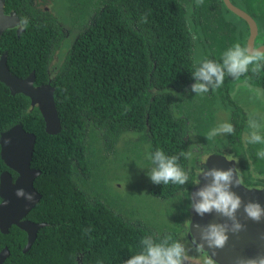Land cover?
Segmentation results:
<instances>
[{"label": "trees", "instance_id": "1", "mask_svg": "<svg viewBox=\"0 0 264 264\" xmlns=\"http://www.w3.org/2000/svg\"><path fill=\"white\" fill-rule=\"evenodd\" d=\"M230 1L256 22L264 43V0ZM35 2L6 0L5 13L27 18L28 26L19 35L16 29L3 32L0 54H6L12 75L33 73L34 86L53 87L60 131L46 134L29 99L11 95L0 83V133L20 124L36 138L30 167L41 172L34 181L41 198L25 219L46 224L25 254V232L11 226L8 234L0 233V251H9L4 264H124L141 251L145 236L185 240L199 154H223L235 161L241 184L264 185V160L256 156L264 145L246 143L249 120L237 104L242 86L264 96V68L253 73L250 66L238 80L225 75L220 88L203 95L191 90L194 64L205 58L222 63L229 47L246 46L247 24L222 0H85L82 15L66 17L68 27L77 22L79 34L53 71L48 65L62 40L60 19ZM225 122L233 125V134L206 138ZM127 145L136 147L132 153L140 152L146 165L148 155L161 149L190 169L185 185L151 181L147 197L171 205L163 218L113 194L116 181L110 188L102 183L107 180L101 173L113 159L127 164ZM189 150L191 160L180 156ZM3 171L17 177L0 159ZM169 218L175 221L164 225Z\"/></svg>", "mask_w": 264, "mask_h": 264}, {"label": "clouds", "instance_id": "2", "mask_svg": "<svg viewBox=\"0 0 264 264\" xmlns=\"http://www.w3.org/2000/svg\"><path fill=\"white\" fill-rule=\"evenodd\" d=\"M197 3L203 4V0H197ZM27 26V18L21 19L17 24V27L21 30L25 29ZM250 66H252L251 72L253 73H259L260 70L264 68V51L257 47H244L237 42L222 54V63L205 58L200 61L198 65L194 64L195 70L192 76L193 79L196 80V83L192 85L191 90L196 93V95L206 94L209 92L210 88L211 90L220 88L224 83L225 75L238 80L241 76H245L249 72ZM248 127L251 131L246 138V143L264 145V135L260 134L262 126L253 121L251 116L248 121ZM221 133L233 134V125L227 122L222 123L209 131L206 138L212 140ZM180 156L191 160L193 153L189 150L188 152H181ZM256 156L258 159L264 160V148L258 150ZM147 158L154 165L148 173L152 183L156 185H167L169 183L185 185L188 183L190 179V169L186 171L181 167L178 162V156H169L166 155L163 150L157 149L154 153L149 154ZM238 171L237 168L232 167L227 170L204 168L200 172V177L203 178L204 183L203 186L199 187L195 192L194 198L191 197L190 207L200 217L215 213L222 217L224 222H211L205 225L197 224L194 226L198 233V239L196 238L194 242V248L197 253H202L206 251L205 249L207 248L212 250V256H214L216 254L215 250L225 248L229 240V233L238 234L244 231L246 226L242 224L237 217V213L241 209H243L244 215L254 222L259 223L264 220V206L252 200L245 203L242 198L233 191V189L239 187L241 183L238 178ZM4 172L9 173L8 171H3L2 173ZM9 174L11 175V173ZM12 180L14 181L15 179L12 178ZM197 183L200 184L201 181L198 180ZM16 195L28 201L34 199L32 194L25 193L23 189H17ZM84 231L85 234H88L91 232V229H85ZM261 238L264 239V236ZM140 245L141 251L132 255L124 264H193V257L189 255V249L186 248L183 243L173 241L171 236H167L159 242L153 239L152 236H145L141 239ZM203 264H215V261L211 258H205ZM237 264H264V254L251 257H238Z\"/></svg>", "mask_w": 264, "mask_h": 264}, {"label": "water", "instance_id": "3", "mask_svg": "<svg viewBox=\"0 0 264 264\" xmlns=\"http://www.w3.org/2000/svg\"><path fill=\"white\" fill-rule=\"evenodd\" d=\"M6 0H0V36L9 29H16L17 35L21 29L17 27L19 19L14 12L8 14L4 11ZM225 8L238 18L245 21L248 27V38L245 47H256L255 40L258 36L256 22L244 11L237 8L230 0H222ZM264 51V44L257 46ZM6 54H0V83L5 85L11 95L22 94L30 101L31 107H37L44 121V130L48 135H56L60 131V121L54 101V89L50 84L34 86V74L31 73L25 78H19L12 75L7 67ZM35 146V137L26 133L20 124L0 133V157L4 165L15 172L17 177L12 180L9 173L4 172L0 175V233L8 234L11 226H15L25 232L27 242L23 253H26L34 242L37 232L46 226L45 223L36 224L25 221L27 214L35 207L40 199V194L34 186L35 179L41 174L39 170L30 167L33 150ZM204 168H217L227 170L235 167V161L227 159L220 154H210L202 165ZM202 169V170H203ZM201 181L191 190L190 198L195 195L199 187L203 186V178L200 173L197 176ZM17 189H23L25 193L34 196L32 201L23 197H17ZM233 191L247 203L249 200L259 202L264 206V189L259 191H249L241 183ZM6 202V203H5ZM190 221L188 224L187 238L192 241L194 246L195 239H198V233L195 225H205L211 222L223 223L224 219L213 213L200 217L190 207ZM239 221L246 226L244 231L238 234L229 233V240L224 249H217L216 254L212 256V250L204 251L208 258L215 261V264H237L238 257H251L258 254H264V220L257 223L248 219L241 209L237 213ZM9 256L7 248L0 251V264H3Z\"/></svg>", "mask_w": 264, "mask_h": 264}, {"label": "rangeland", "instance_id": "4", "mask_svg": "<svg viewBox=\"0 0 264 264\" xmlns=\"http://www.w3.org/2000/svg\"><path fill=\"white\" fill-rule=\"evenodd\" d=\"M53 7V11L55 14H58L64 25H67L66 15H64V11L66 7L65 2H51ZM260 36L257 37V44L262 43L263 40H260ZM257 47L258 45L255 44ZM259 90V91H257ZM238 91H241L238 94L237 104L240 108H242L246 119L250 118L255 120L258 125H261V128H264V96L260 89H249L247 87L242 86ZM263 98H262V97ZM261 100V101H260ZM131 149H136L133 145H127L124 150L130 152L129 160L127 164H121V161L116 157L112 160L111 164L107 167H104L102 171V175L107 181H103L102 183L106 184L108 188L114 184L118 190L112 191L117 197L121 199H125L128 203H137L148 207L149 209L154 210L157 214V218H163L166 212L171 213V205L166 203L152 201L147 197L148 188L150 186L151 180L148 176V173L151 171L153 164L150 162L149 165H146L143 159L141 158L140 152L139 154H133ZM138 150V149H137ZM136 150V152H138ZM123 152V149L121 150ZM122 152L120 155L122 156ZM126 152H124L125 154ZM107 191V189H106ZM155 216V215H154ZM170 221L167 222L166 226L171 224V221L174 222L175 219L169 218ZM182 242V240H181Z\"/></svg>", "mask_w": 264, "mask_h": 264}, {"label": "flooded vegetation", "instance_id": "5", "mask_svg": "<svg viewBox=\"0 0 264 264\" xmlns=\"http://www.w3.org/2000/svg\"><path fill=\"white\" fill-rule=\"evenodd\" d=\"M44 0H36V4L37 6H39L38 8L41 9L42 11H44V13H49L51 14L52 16H54L57 20H61V17L58 15V14H55L53 9H52V5L50 4L51 2H56V1H59V2H65L63 0H45V2L43 3ZM85 0H67V4L64 5L66 7L65 11H64V15H67L70 13L72 15V17L75 18V13H78L82 15L83 13V10H84V4ZM43 3V5H41ZM66 3V2H65ZM71 6L73 7V10L71 9ZM237 7V6H236ZM77 9L79 10L78 12ZM75 11V13H74ZM74 13V14H73ZM18 18V17H17ZM19 19V18H18ZM60 20H59V27H56L58 32H59V37L62 38V40L60 41V47L54 51L53 53H51V58H50V61H49V65H48V68L49 70L53 71V69H55L56 65L58 64V62L60 61V57L63 59L64 57V54H66L68 52V50L71 48V40L73 39V36L74 35H78L79 33V25L77 24V22H75V27L72 26V27H68V22H67V25H62L60 23ZM20 21V20H19ZM63 23V22H62ZM21 32H23V30H21ZM20 32V33H21ZM19 33V34H20ZM258 37V36H257ZM257 39V38H256ZM52 41H56L54 38H51ZM45 45H49V42L48 41H45L44 42ZM255 44L256 45H261V44H257L256 40H255ZM60 53H62V55H60ZM47 68V69H48ZM213 154H217V153H213ZM210 155V154H208ZM208 155H203V154H199V158H197V167L199 168L198 170V175L199 173L202 171L203 167V162L205 161V159L207 158ZM220 155H223V154H220ZM225 156V155H223ZM227 159L228 157L225 156ZM229 160H232V159H229ZM1 175V174H0ZM197 175V176H198ZM197 185V182L195 183L194 187ZM245 189L249 190V191H261L264 189V185H254V184H248V185H243L241 184ZM193 187V188H194ZM82 191H85V188L82 189ZM88 194V192H86ZM25 221H29V220H25ZM31 222V221H29ZM33 223V222H31ZM187 233H185V240L182 241V243L186 246V248L189 249V255L191 257H193V264H203L204 262V259L205 258H208L206 253L205 252H202V253H197L195 251V248L192 244V241H189V239L187 238ZM6 248V247H5ZM25 248V247H24ZM78 261V259H76Z\"/></svg>", "mask_w": 264, "mask_h": 264}]
</instances>
